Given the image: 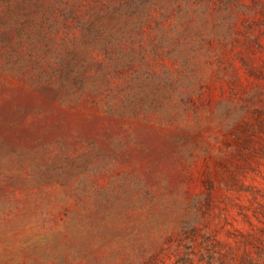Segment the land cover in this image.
<instances>
[{
    "label": "rangeland",
    "instance_id": "rangeland-1",
    "mask_svg": "<svg viewBox=\"0 0 264 264\" xmlns=\"http://www.w3.org/2000/svg\"><path fill=\"white\" fill-rule=\"evenodd\" d=\"M0 264H264V0H0Z\"/></svg>",
    "mask_w": 264,
    "mask_h": 264
}]
</instances>
